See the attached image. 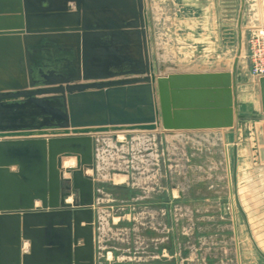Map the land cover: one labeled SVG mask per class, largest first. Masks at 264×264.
Masks as SVG:
<instances>
[{
	"label": "water",
	"instance_id": "water-1",
	"mask_svg": "<svg viewBox=\"0 0 264 264\" xmlns=\"http://www.w3.org/2000/svg\"><path fill=\"white\" fill-rule=\"evenodd\" d=\"M243 9L231 71L161 75L145 0H0V264H94L95 136L236 125Z\"/></svg>",
	"mask_w": 264,
	"mask_h": 264
},
{
	"label": "rangeland",
	"instance_id": "rangeland-1",
	"mask_svg": "<svg viewBox=\"0 0 264 264\" xmlns=\"http://www.w3.org/2000/svg\"><path fill=\"white\" fill-rule=\"evenodd\" d=\"M155 1V30L160 37L158 50L162 52L160 56L152 53L151 59L155 72L164 74L171 71L172 61L182 56L174 51L172 39V20L179 7L175 0ZM239 4V0H233L232 8L218 15L215 51L208 57L210 68H217L216 63L221 61L225 67H232L238 49ZM241 27L237 67L241 111L235 129H230L225 139L222 131L208 135L196 132L185 134L181 144L158 135L156 131L163 130L161 126L151 131L133 130L144 131L141 136L149 146L146 151L139 149V153L132 150L137 134L127 135L133 131L95 136L91 169L94 202H98V225L104 229L106 246L131 249L127 240L150 239L156 244L151 247L155 254L157 244L161 248L164 245L163 264L264 263L238 209L232 182L231 145L236 140L244 147L237 172L238 200L250 234L264 252V110L258 77L251 72L248 46L257 28L247 29L244 24ZM166 44L172 46V51ZM65 161L67 166L74 164L72 159Z\"/></svg>",
	"mask_w": 264,
	"mask_h": 264
},
{
	"label": "crops",
	"instance_id": "crops-1",
	"mask_svg": "<svg viewBox=\"0 0 264 264\" xmlns=\"http://www.w3.org/2000/svg\"><path fill=\"white\" fill-rule=\"evenodd\" d=\"M178 3V12L175 14L173 18V33L172 39L174 40V48L176 53H181L182 56L180 59L175 58L171 64V71L161 75H168L172 73L177 74H202V73H211V72H229L231 69L225 67V62L221 61L217 64V68H210L208 66V57L210 54L214 53V41L218 38L217 33V23L220 15V12H226V9L232 8L231 4H233V0H175ZM241 5V0H239ZM146 6V18L148 22V36H149V44H150V54L161 55V50H158V46L160 45V37L156 33L155 24L157 23V18L154 12V8L156 7L155 0H145ZM196 15V16H195ZM228 17V16H227ZM242 24L249 28H258L264 27V0H244V9L242 14ZM159 44V45H158ZM211 48L205 47V45ZM166 48L170 49L172 46L170 44H166ZM153 50V51H152ZM172 51V49L168 50ZM202 55V56H201ZM178 56V54L176 55ZM197 56V57H194ZM213 63H215L213 61ZM239 63V62H238ZM238 67V66H237ZM232 68V67H231ZM239 71L236 73V82L237 86L239 83ZM237 103H238V116L241 111L240 106V96H238L237 92ZM235 129V126L232 127ZM232 128H224V129H200V130H173L171 132H166L164 130H158L156 133L158 135H164V140L174 139L176 142L181 143L183 141V137L185 134L196 133V132H205L207 135L210 133H217L222 131L223 139H225V135L229 134V130ZM145 132L133 131L128 134H137L133 138L132 150L140 153V150L146 151L149 149V146L146 145V140L143 135ZM234 138L236 137L235 130ZM240 136V131L237 132ZM264 135V132H262ZM115 140V138L113 137ZM163 139V138H162ZM120 145H122L121 140H117ZM137 141V142H136ZM138 146L134 148V146ZM123 146V145H122ZM121 146V147H122ZM227 147V145H225ZM236 146L237 149V172H239L240 168V158L243 154L244 147L241 148L242 144L236 143L228 145V151L231 148V155L233 152V147ZM233 157V155H232ZM136 158V157H134ZM141 158V157H140ZM139 162L143 161L141 159H137ZM234 162V161H233ZM68 161H64V165L67 166ZM138 166V164H136ZM94 166V164H93ZM233 166V165H232ZM11 171H17V166H11ZM91 172V173H90ZM88 174L92 176V170L88 171ZM68 176V175H67ZM93 178V177H92ZM94 181V178H93ZM38 205V203H35ZM98 202H94L93 212H94V224H93V232H94V264H163L165 258V249L164 245L157 244V249H155L158 253L155 254L152 252L151 247L155 248L156 244H153L150 239H134L127 240V243L130 244L131 249H124V246H119V248H115L113 246H106L105 241L103 239V231L102 227L98 225V220L101 218L99 209L97 207ZM247 227V226H246ZM41 231L36 234L37 239L44 242L55 241L56 233L58 226H53L50 231L44 233V228L41 227L38 229ZM248 230V229H247ZM250 230V229H249ZM250 235V234H249ZM252 241V240H251ZM255 242V241H254ZM156 243V241H155ZM253 243V242H252ZM257 245V244H256ZM254 246V244H253ZM25 252L29 250V242L26 241L24 243ZM255 248V246H254ZM256 249V248H255ZM155 251V252H156ZM257 251V250H256ZM261 256V255H260ZM87 264V262H85ZM246 264V262H244ZM250 264H264L259 261H251Z\"/></svg>",
	"mask_w": 264,
	"mask_h": 264
},
{
	"label": "built area",
	"instance_id": "built-area-1",
	"mask_svg": "<svg viewBox=\"0 0 264 264\" xmlns=\"http://www.w3.org/2000/svg\"><path fill=\"white\" fill-rule=\"evenodd\" d=\"M251 72L259 77L264 76V27L253 31L248 40Z\"/></svg>",
	"mask_w": 264,
	"mask_h": 264
},
{
	"label": "clouds",
	"instance_id": "clouds-1",
	"mask_svg": "<svg viewBox=\"0 0 264 264\" xmlns=\"http://www.w3.org/2000/svg\"><path fill=\"white\" fill-rule=\"evenodd\" d=\"M70 9H71L72 11H75V10H76L75 4H70Z\"/></svg>",
	"mask_w": 264,
	"mask_h": 264
}]
</instances>
